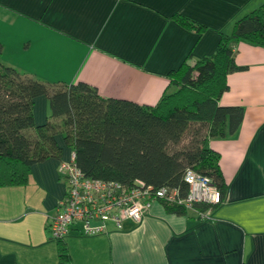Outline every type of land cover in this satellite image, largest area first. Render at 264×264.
<instances>
[{
	"label": "crops",
	"instance_id": "obj_1",
	"mask_svg": "<svg viewBox=\"0 0 264 264\" xmlns=\"http://www.w3.org/2000/svg\"><path fill=\"white\" fill-rule=\"evenodd\" d=\"M264 0H0L1 60L52 83L85 81L105 97L154 104L168 72L210 54L221 32ZM205 25L198 33L178 19ZM220 102L243 106L230 137L210 140L227 183L223 201L205 216L152 203L138 222L104 233L63 238L58 258L47 216L63 198L61 156L34 163L22 184L0 186V264H264V47L239 40ZM38 97V96H37ZM33 116L47 114L46 95ZM58 141V140H57ZM74 231V230H73Z\"/></svg>",
	"mask_w": 264,
	"mask_h": 264
},
{
	"label": "trees",
	"instance_id": "obj_2",
	"mask_svg": "<svg viewBox=\"0 0 264 264\" xmlns=\"http://www.w3.org/2000/svg\"><path fill=\"white\" fill-rule=\"evenodd\" d=\"M178 19L197 33L205 28ZM239 40L264 47V3L237 17L229 32H221L210 54L184 59L171 69L154 104L105 97L82 80L52 83L24 73L2 62L0 41V186L22 184L34 163L60 157V133L76 165L92 178L174 188L184 198L187 170L209 177L218 200L194 201L191 207L199 217L211 213L223 201L227 183L210 140L232 136L243 118L242 105L220 102L227 75L244 68L234 59L233 45ZM41 94L46 95L47 114L36 122L33 103ZM160 202L169 212L187 210L182 201ZM64 237L56 240L58 258L66 263Z\"/></svg>",
	"mask_w": 264,
	"mask_h": 264
},
{
	"label": "built area",
	"instance_id": "obj_3",
	"mask_svg": "<svg viewBox=\"0 0 264 264\" xmlns=\"http://www.w3.org/2000/svg\"><path fill=\"white\" fill-rule=\"evenodd\" d=\"M58 170L65 180L66 190L55 211L47 216L46 228L53 239L62 238L73 230L82 235H94L104 233L109 223L121 228L126 220L138 222L160 198L182 201L186 207H191L194 201L216 202L219 198L211 179L191 170L184 176L189 184L184 198H178L174 188L155 189L150 185L89 177L76 165L73 153L70 159L59 163Z\"/></svg>",
	"mask_w": 264,
	"mask_h": 264
},
{
	"label": "rangeland",
	"instance_id": "obj_4",
	"mask_svg": "<svg viewBox=\"0 0 264 264\" xmlns=\"http://www.w3.org/2000/svg\"><path fill=\"white\" fill-rule=\"evenodd\" d=\"M45 94H41V95H39L38 97H37V103H39V101H40V97H43ZM57 140H58V142L59 143H62L63 144V146H66V144L63 142V139H62V135L60 134V133H58L57 134Z\"/></svg>",
	"mask_w": 264,
	"mask_h": 264
}]
</instances>
